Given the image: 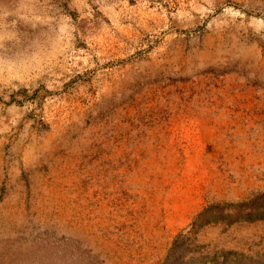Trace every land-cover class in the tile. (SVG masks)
Segmentation results:
<instances>
[{
  "label": "rangeland",
  "instance_id": "1",
  "mask_svg": "<svg viewBox=\"0 0 264 264\" xmlns=\"http://www.w3.org/2000/svg\"><path fill=\"white\" fill-rule=\"evenodd\" d=\"M0 264H264V0H0Z\"/></svg>",
  "mask_w": 264,
  "mask_h": 264
}]
</instances>
